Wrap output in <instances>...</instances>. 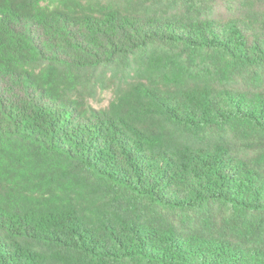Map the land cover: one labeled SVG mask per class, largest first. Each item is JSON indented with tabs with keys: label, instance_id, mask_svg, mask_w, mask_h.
Wrapping results in <instances>:
<instances>
[{
	"label": "trees",
	"instance_id": "16d2710c",
	"mask_svg": "<svg viewBox=\"0 0 264 264\" xmlns=\"http://www.w3.org/2000/svg\"><path fill=\"white\" fill-rule=\"evenodd\" d=\"M0 264H264V0H0Z\"/></svg>",
	"mask_w": 264,
	"mask_h": 264
},
{
	"label": "rangeland",
	"instance_id": "374dc122",
	"mask_svg": "<svg viewBox=\"0 0 264 264\" xmlns=\"http://www.w3.org/2000/svg\"><path fill=\"white\" fill-rule=\"evenodd\" d=\"M101 97L104 99L103 102H94V103H92L93 107L99 108V107L105 106L108 103V101L110 100L111 95H110V93H104V94H102Z\"/></svg>",
	"mask_w": 264,
	"mask_h": 264
}]
</instances>
